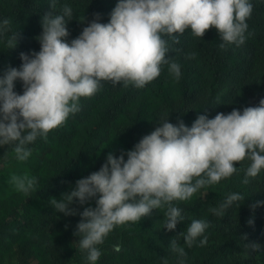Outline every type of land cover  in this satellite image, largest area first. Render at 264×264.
Returning <instances> with one entry per match:
<instances>
[{"label": "trees", "instance_id": "obj_1", "mask_svg": "<svg viewBox=\"0 0 264 264\" xmlns=\"http://www.w3.org/2000/svg\"><path fill=\"white\" fill-rule=\"evenodd\" d=\"M117 3L57 0L54 11L60 14L65 4L73 9L67 25L70 43L97 15L98 22H110ZM250 3L253 12L246 21L243 45L227 44L221 49L223 41L214 27L203 38L193 36L190 29L176 34L178 44L165 36L168 59L180 65L178 80L163 65L160 76L144 88L102 81L95 95L81 98L79 112L49 132L46 140L38 137L27 146L31 153L41 155V168L29 174L38 184L29 195L14 191L0 201V264H90L74 232L81 220L79 213L96 207L95 199L83 205L76 200L70 207L77 215L66 216L55 211L49 203L52 198L60 200L77 180L99 171L109 153L119 158L132 150L164 119L177 126L182 120L190 128L199 115L211 119L221 112H243L245 107L260 105L264 100V0ZM50 10L49 0H0V22L9 21V30L0 36V76L9 67H21V53L31 56L40 50L36 37L42 33V16ZM17 32V47L8 49L7 39ZM190 54L194 58L189 59ZM14 91L23 94L22 81L15 82ZM13 147H0V159H16ZM249 164L248 160L237 164L230 178L201 189L188 201L174 202L184 220L173 231L164 228L165 209H154L140 222L117 226L97 246L101 256L96 264H163L164 259L177 264L170 250L175 237L187 253L184 264H264V169L254 178L246 177ZM232 193H240L244 200L234 203L222 217L210 211ZM257 202L262 203L254 208ZM193 220L209 222L205 246H200L203 236L191 248L183 237H177ZM251 243H258L259 250H250L246 244Z\"/></svg>", "mask_w": 264, "mask_h": 264}, {"label": "clouds", "instance_id": "obj_2", "mask_svg": "<svg viewBox=\"0 0 264 264\" xmlns=\"http://www.w3.org/2000/svg\"><path fill=\"white\" fill-rule=\"evenodd\" d=\"M56 7L57 0H49L51 10L42 16V33L36 37L40 50L31 56L21 53V67H9L0 76V147L14 145L15 157L21 162L32 154L27 146L38 137L46 140L49 132L79 112L81 98L95 95L102 81L144 88L160 76L163 65L178 80L180 65L168 59L165 36L178 44L176 34L190 29L193 36L203 38L214 27L223 41L221 49L227 44L240 46L253 12L250 0H118L110 22H98L97 15L69 43L67 25L73 9L65 4L56 14ZM8 30L5 19L0 22V36ZM19 35L13 33L7 39L8 49L17 47ZM17 80L23 83V94L14 91ZM158 125L132 150L119 158L109 153L99 171L77 180L75 188L60 200L49 201L56 212L72 216L77 215L70 207L76 200L83 205L95 199L96 207L79 213L81 220L74 232L90 264H96L101 256L97 246L117 226L140 222L154 209H165L164 228L173 231L184 220L174 202L188 201L201 189L230 178L237 172L236 165L245 160L250 161L246 177L254 178L264 169V100L243 112L233 109L211 119L199 115L190 128L182 120L178 126L168 119ZM7 182L29 195L38 179L13 174ZM243 200L240 193H232L210 211L222 217ZM209 226L206 220H193L177 237H183L191 248L203 236L200 246H205ZM246 246L252 251L260 248L258 243ZM170 250L177 264H184L187 253L176 237ZM115 251L120 247L115 246ZM163 264H168L167 259Z\"/></svg>", "mask_w": 264, "mask_h": 264}, {"label": "rangeland", "instance_id": "obj_3", "mask_svg": "<svg viewBox=\"0 0 264 264\" xmlns=\"http://www.w3.org/2000/svg\"><path fill=\"white\" fill-rule=\"evenodd\" d=\"M41 165V155L38 152L32 153L28 160L24 162L17 159H0V201L4 200L6 193V196H8V193L16 191L15 187L7 182L11 175H29L32 171H38ZM10 258L13 263L17 260L15 254H12Z\"/></svg>", "mask_w": 264, "mask_h": 264}]
</instances>
